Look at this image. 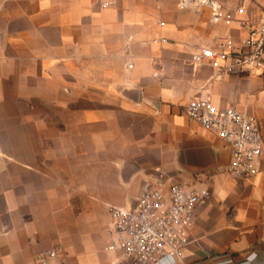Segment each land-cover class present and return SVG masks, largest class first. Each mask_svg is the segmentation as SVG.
I'll use <instances>...</instances> for the list:
<instances>
[{
  "label": "crops",
  "instance_id": "0c3cea01",
  "mask_svg": "<svg viewBox=\"0 0 264 264\" xmlns=\"http://www.w3.org/2000/svg\"><path fill=\"white\" fill-rule=\"evenodd\" d=\"M177 2L0 0V264L56 247L72 264H123L106 249L109 207L134 205L156 170L212 192L182 258L160 264H264V152L252 179L221 173L228 149L185 111L198 97L235 106L264 140V71L192 62L240 42L264 0H222L247 11L230 26Z\"/></svg>",
  "mask_w": 264,
  "mask_h": 264
},
{
  "label": "built area",
  "instance_id": "2783aa9c",
  "mask_svg": "<svg viewBox=\"0 0 264 264\" xmlns=\"http://www.w3.org/2000/svg\"><path fill=\"white\" fill-rule=\"evenodd\" d=\"M179 7L198 13L208 10L214 25L230 26L236 15L247 14L243 5L229 10L222 0H179ZM218 60L225 63L223 70L228 74L264 71V11L259 24L249 26L240 42L226 36L192 55V62L197 64ZM185 111L190 120L219 137L229 150L230 161L219 168L221 173L241 180L259 174L264 140L257 117L235 106L218 107L209 97L194 98ZM211 195L210 188L197 181L173 182L156 170L144 179L134 205L109 207L111 228L106 249L118 253L123 264L181 259L190 244L198 208ZM36 263L72 264L62 247L43 252Z\"/></svg>",
  "mask_w": 264,
  "mask_h": 264
},
{
  "label": "rangeland",
  "instance_id": "374dc122",
  "mask_svg": "<svg viewBox=\"0 0 264 264\" xmlns=\"http://www.w3.org/2000/svg\"><path fill=\"white\" fill-rule=\"evenodd\" d=\"M177 3H178V7H179V0H178V2H177ZM179 8H180V7H179Z\"/></svg>",
  "mask_w": 264,
  "mask_h": 264
},
{
  "label": "bare ground",
  "instance_id": "6f19581e",
  "mask_svg": "<svg viewBox=\"0 0 264 264\" xmlns=\"http://www.w3.org/2000/svg\"><path fill=\"white\" fill-rule=\"evenodd\" d=\"M228 152H229V150H228Z\"/></svg>",
  "mask_w": 264,
  "mask_h": 264
}]
</instances>
